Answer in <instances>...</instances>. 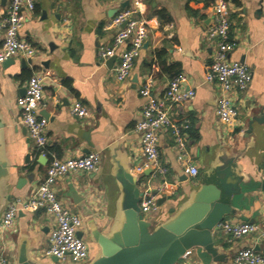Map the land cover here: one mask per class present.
Masks as SVG:
<instances>
[{
    "label": "crops",
    "instance_id": "0c3cea01",
    "mask_svg": "<svg viewBox=\"0 0 264 264\" xmlns=\"http://www.w3.org/2000/svg\"><path fill=\"white\" fill-rule=\"evenodd\" d=\"M227 1L229 38L234 44L228 60L246 65L252 74L245 91L230 95L241 123L234 128L220 122L218 87L205 81L215 51L206 38L215 0H141L142 16L150 21V29L130 77L123 82L113 74L118 59L110 68L108 60L103 62L98 55L113 44L115 30L106 25L119 10L115 0H34V11L26 14L20 36L34 48L35 56H18L13 63L0 65V164L4 166L0 221L14 200L27 199L44 179L52 156L68 159L97 152L100 164L94 172L70 173L54 185L58 200L82 222L78 234L89 246L86 264L91 263L99 254L96 236L115 232L126 203L132 200L125 174L140 194L162 180L150 170L135 171L142 154L134 127L145 102L139 89L151 80L152 93L160 96L169 80L184 74L195 96L170 114L178 124L188 125L187 158L198 175L189 179L182 174L172 136L161 132L160 163L167 169L165 179L177 188L163 197L157 213L143 216L139 212L156 228L181 209L202 205L197 201L201 192L211 188L215 192V187L219 202L232 212L220 224H254L258 232L234 239L220 229L214 233V245L222 261L214 262L202 249L194 248L177 264H235L233 258L245 249L264 255V0ZM7 3L0 0V16ZM157 11L165 12L164 19L158 18ZM35 73L45 76L38 111L48 120L45 156L20 123L17 105ZM74 100L87 109V117L70 114ZM22 179L27 180L20 183ZM51 225L52 219L41 210L19 213L16 232L0 240L9 264H18L21 249L35 264H72L68 257L53 261L43 254Z\"/></svg>",
    "mask_w": 264,
    "mask_h": 264
},
{
    "label": "built area",
    "instance_id": "2783aa9c",
    "mask_svg": "<svg viewBox=\"0 0 264 264\" xmlns=\"http://www.w3.org/2000/svg\"><path fill=\"white\" fill-rule=\"evenodd\" d=\"M119 10L110 19L106 28L115 30L113 44L99 51V59L103 62L116 57L117 63L113 67V74L118 82L130 77L134 61L139 57L150 29V21L142 16L141 0H115ZM127 2L126 7H122ZM34 0H8L5 11L0 16V65L18 56L33 58L34 48L22 40L20 31L26 14L34 11ZM213 22L206 31V38L215 45L212 62L207 67L205 81L215 84L219 94L216 114L220 122L227 127L241 125L238 111L233 103L231 94L243 92L251 82L250 69L239 62H230L228 53L234 44L230 41V24L228 18L229 3L227 0H215L213 5ZM45 76L35 73L27 81L25 94L17 99L20 108V123L26 128L28 137L37 150L45 156L47 148L46 128L48 120L38 113L43 100ZM139 94L145 102L141 111V118L136 123L134 131L140 138L142 160L135 166L137 173L147 170L153 176H159L161 181L144 188L140 197V212L143 216L157 213L158 200L175 193L177 184L168 182L165 177L167 169L160 163L159 136L169 131L176 151L182 174L189 179L196 178L198 169L187 158L186 152V123L178 124L172 119L170 112L178 105L191 101L194 90L187 85L184 74L174 76L167 83L162 95L152 93V81L147 80L139 89ZM72 116L82 119L88 116L87 109L74 100L69 108ZM100 164V155L90 152L79 158L58 159L52 156L48 161L46 175L27 199L14 200L5 210L0 221V240L6 233H15V220L19 213H34L43 211L52 219L49 231L48 246L43 254L62 260L68 257L72 264H86L89 260V246L78 232L82 222L73 215L58 200L54 185L63 176L75 172L92 173ZM219 228L234 239L256 234L258 227L254 224L223 223ZM264 236V226L261 231ZM187 254V253H186ZM235 264H264V255L253 249L238 252L233 258ZM0 264H9L3 249H0Z\"/></svg>",
    "mask_w": 264,
    "mask_h": 264
},
{
    "label": "water",
    "instance_id": "95a60500",
    "mask_svg": "<svg viewBox=\"0 0 264 264\" xmlns=\"http://www.w3.org/2000/svg\"><path fill=\"white\" fill-rule=\"evenodd\" d=\"M127 4L124 2L122 7ZM115 60L116 57L109 58L107 66L111 68ZM11 63L13 59L3 65ZM136 81L137 76H134L132 82ZM2 174L4 166L0 164V177ZM125 179L130 184L132 200L126 203L123 221L118 229L109 236H96L99 254L89 264H177L194 248L202 249L214 262L223 260L215 248L214 233L220 230L219 225L224 217L232 212L227 205L219 202L220 192L215 187V192L212 188L201 192L197 201L201 200L202 205L183 208L171 219L152 228L139 212L138 199L141 194L135 189L134 180L128 174H125ZM26 180L22 179L20 183ZM164 201L165 198H160L158 204ZM51 259L57 260L55 257ZM18 264L35 263L21 249Z\"/></svg>",
    "mask_w": 264,
    "mask_h": 264
},
{
    "label": "trees",
    "instance_id": "16d2710c",
    "mask_svg": "<svg viewBox=\"0 0 264 264\" xmlns=\"http://www.w3.org/2000/svg\"><path fill=\"white\" fill-rule=\"evenodd\" d=\"M156 14H157L158 18H160V19H164V17H165L164 11H157ZM158 55H160V54H158Z\"/></svg>",
    "mask_w": 264,
    "mask_h": 264
}]
</instances>
